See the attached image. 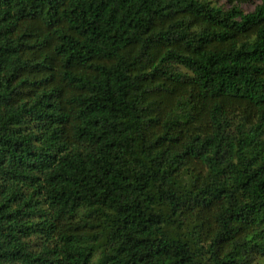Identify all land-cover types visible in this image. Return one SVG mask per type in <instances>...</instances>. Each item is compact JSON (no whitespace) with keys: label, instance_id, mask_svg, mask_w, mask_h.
I'll list each match as a JSON object with an SVG mask.
<instances>
[{"label":"trees","instance_id":"trees-1","mask_svg":"<svg viewBox=\"0 0 264 264\" xmlns=\"http://www.w3.org/2000/svg\"><path fill=\"white\" fill-rule=\"evenodd\" d=\"M0 0V264L264 263V0Z\"/></svg>","mask_w":264,"mask_h":264},{"label":"rangeland","instance_id":"rangeland-1","mask_svg":"<svg viewBox=\"0 0 264 264\" xmlns=\"http://www.w3.org/2000/svg\"><path fill=\"white\" fill-rule=\"evenodd\" d=\"M217 3L226 4V1L216 0ZM261 3V0H249L246 4L242 6L245 13H252L255 11L256 7ZM264 264V263H263Z\"/></svg>","mask_w":264,"mask_h":264}]
</instances>
